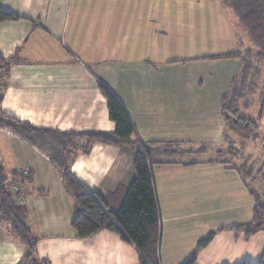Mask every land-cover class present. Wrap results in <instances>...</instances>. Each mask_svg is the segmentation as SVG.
Returning a JSON list of instances; mask_svg holds the SVG:
<instances>
[{"label":"crops","instance_id":"1","mask_svg":"<svg viewBox=\"0 0 264 264\" xmlns=\"http://www.w3.org/2000/svg\"><path fill=\"white\" fill-rule=\"evenodd\" d=\"M213 2L229 9L234 28L228 48L218 51L214 31L185 20L178 2L0 0V8L21 16L0 21V55L23 61L7 78L5 114L62 132L113 131L102 82L124 104L139 141L185 152L158 155L176 162L153 167L161 264H183L212 231L217 233L199 250L196 264L264 260V230L246 238V231L230 229L252 220L256 196L264 198V189L259 193L252 183L261 187L264 179L256 172L250 180L243 177L241 164H254L249 156L242 161L240 154V164L229 156L232 144L243 147L250 140L226 127L221 109L245 62L242 55L225 54L258 47L227 1ZM87 145L78 138L68 175L117 209L135 178L134 152L102 142L84 152ZM0 160L8 175L32 173L21 201L39 257L51 264H140L139 249L117 232L78 236L65 171L49 152L0 128ZM25 250L0 223V264H21Z\"/></svg>","mask_w":264,"mask_h":264},{"label":"trees","instance_id":"2","mask_svg":"<svg viewBox=\"0 0 264 264\" xmlns=\"http://www.w3.org/2000/svg\"><path fill=\"white\" fill-rule=\"evenodd\" d=\"M226 1L238 14L258 49L225 54V56L242 55L245 62L243 70L233 80L230 91L223 96L221 109L226 127L245 140H252L258 136V122L243 112L240 105L246 94L255 92L257 89L262 90L257 118L258 120L264 118V0ZM20 18L18 14L0 9V21ZM221 56L224 55L217 57ZM20 62L23 61L19 57L8 58L0 55V128L7 129L40 148H45L65 171V187L73 199L75 208L72 226L80 238H88L103 230L117 232L139 249L140 264H161L159 251L162 221L153 167L155 164L176 162L175 160L159 161L158 155L178 156L185 152L178 150L172 144L160 145L139 141L136 138L135 126L124 104L102 82H99V88L107 99L109 117L116 126L113 131L62 132L36 127L28 121L5 114L2 101L7 87V78L12 65ZM244 103L247 104V102ZM81 137H85L88 141V145L83 148L84 152H88L94 142L111 144L134 152L135 178L117 209L110 208L99 193L85 189L68 175L70 156L79 149L78 138ZM232 148H236L234 144L231 150ZM219 154L223 152L220 151ZM223 161L229 160L223 159ZM253 165L248 161L241 164L239 168L243 177H247L248 180L250 177L254 178V173L257 174L259 171V169L256 171ZM32 181L33 176L30 172L26 174L25 171H15L8 175L0 160V223L5 226L8 234L25 245L26 250L21 264H51L47 258H41L38 255V239L30 226L29 211L21 201L25 187ZM19 184L23 185L24 189L18 190ZM256 197L252 220L242 226L230 227V229L246 231V238L264 230V198L258 195ZM216 233L212 231L200 238L195 252L183 264H196L199 250L206 246ZM239 264H264V260H244Z\"/></svg>","mask_w":264,"mask_h":264},{"label":"rangeland","instance_id":"3","mask_svg":"<svg viewBox=\"0 0 264 264\" xmlns=\"http://www.w3.org/2000/svg\"><path fill=\"white\" fill-rule=\"evenodd\" d=\"M197 1L198 0H169V3L178 2L179 4H182L181 7H183L185 20L195 22L199 30H204L206 33H208L207 31L210 33L214 31V50L218 51L228 48L229 39L232 41L234 38L232 36L234 29L233 25H231L227 18V15L229 17V9L225 8L224 6L222 7L220 2H213V0H200L199 6ZM221 9H224L225 12L223 13ZM259 84L260 83H258V85ZM261 91L262 90L257 89L255 92L246 94V96L241 100L240 105V108L243 112H246L251 118L257 120L259 125L258 136H256L255 139L245 143L243 147L240 146L238 148H232V150L229 148L230 151L228 149V152L230 153L229 156L232 157V160L237 162V164L241 163L240 157L243 161V159H245L244 157L249 156L251 162L256 164V168L261 167L260 171L257 172V175L261 179L263 176L264 179V171L262 170L264 167V165H262V162L264 161V118L262 120L257 119L260 109L259 100ZM244 102H247V104L244 105ZM252 185L258 190L259 193L264 189V185H261L260 187L256 182L252 183Z\"/></svg>","mask_w":264,"mask_h":264},{"label":"built area","instance_id":"4","mask_svg":"<svg viewBox=\"0 0 264 264\" xmlns=\"http://www.w3.org/2000/svg\"><path fill=\"white\" fill-rule=\"evenodd\" d=\"M25 172H26V174H27L29 171H25ZM17 189H18V190H22V189H24V186L21 185V184H19V185L17 186Z\"/></svg>","mask_w":264,"mask_h":264}]
</instances>
